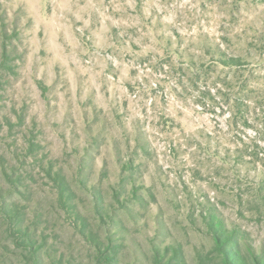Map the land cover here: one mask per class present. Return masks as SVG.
I'll return each instance as SVG.
<instances>
[{"label": "rangeland", "instance_id": "374dc122", "mask_svg": "<svg viewBox=\"0 0 264 264\" xmlns=\"http://www.w3.org/2000/svg\"><path fill=\"white\" fill-rule=\"evenodd\" d=\"M15 202L41 264L219 261L210 213L264 257V0H0V264H33Z\"/></svg>", "mask_w": 264, "mask_h": 264}, {"label": "trees", "instance_id": "16d2710c", "mask_svg": "<svg viewBox=\"0 0 264 264\" xmlns=\"http://www.w3.org/2000/svg\"><path fill=\"white\" fill-rule=\"evenodd\" d=\"M12 174H8L9 180L12 182L13 186L16 188L20 183V176L15 177ZM48 175L53 179L55 186L58 191L59 200L63 205L64 209L68 214H70L75 220L76 223L80 222L81 227L85 236H88L90 240L95 242L97 246V253L102 259L110 258V255L106 257L108 252L104 248V243L100 239L98 234H95L93 231L87 230L88 220L85 216L81 214L79 209V203L76 200V192L69 182V179L65 172L55 171L53 166L49 167ZM5 211H7V217H9L10 228L12 233L20 241L19 244L26 246L27 250L33 255L32 261L33 264H41L40 250L43 245L38 244V241L32 237L30 227L22 223L20 209L15 202L7 206ZM209 225L211 232L213 233V239L215 242V248L219 251V261L212 256V254H198V264H264V257L256 252V250L248 245L246 250L241 247V241L237 236L235 230H229L226 223L218 217L217 214H209ZM174 258L179 261V264H187L184 257L183 251L180 248H174ZM168 256V251L164 253L162 259H165ZM170 262V257L168 261Z\"/></svg>", "mask_w": 264, "mask_h": 264}]
</instances>
